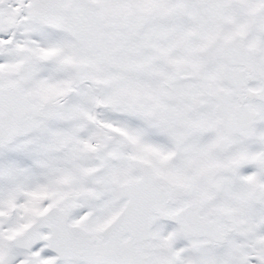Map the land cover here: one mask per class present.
I'll return each instance as SVG.
<instances>
[{"label": "snow or ice", "instance_id": "obj_1", "mask_svg": "<svg viewBox=\"0 0 264 264\" xmlns=\"http://www.w3.org/2000/svg\"><path fill=\"white\" fill-rule=\"evenodd\" d=\"M0 264H264V0H0Z\"/></svg>", "mask_w": 264, "mask_h": 264}]
</instances>
